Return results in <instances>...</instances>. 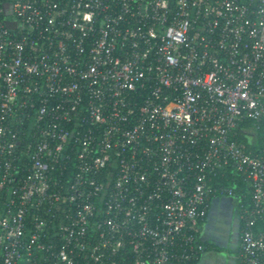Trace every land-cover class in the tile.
Wrapping results in <instances>:
<instances>
[{
  "label": "built area",
  "instance_id": "obj_1",
  "mask_svg": "<svg viewBox=\"0 0 264 264\" xmlns=\"http://www.w3.org/2000/svg\"><path fill=\"white\" fill-rule=\"evenodd\" d=\"M216 197L264 264V0H0V264H195Z\"/></svg>",
  "mask_w": 264,
  "mask_h": 264
},
{
  "label": "crops",
  "instance_id": "obj_2",
  "mask_svg": "<svg viewBox=\"0 0 264 264\" xmlns=\"http://www.w3.org/2000/svg\"><path fill=\"white\" fill-rule=\"evenodd\" d=\"M239 228L234 200L213 198L200 237L206 250L195 264H237Z\"/></svg>",
  "mask_w": 264,
  "mask_h": 264
}]
</instances>
